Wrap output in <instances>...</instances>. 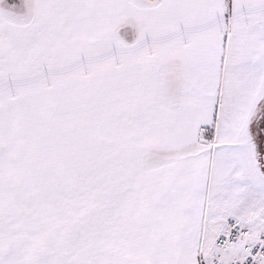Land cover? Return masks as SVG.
<instances>
[{
    "label": "snow or ice",
    "instance_id": "snow-or-ice-1",
    "mask_svg": "<svg viewBox=\"0 0 264 264\" xmlns=\"http://www.w3.org/2000/svg\"><path fill=\"white\" fill-rule=\"evenodd\" d=\"M0 264H264V0H0Z\"/></svg>",
    "mask_w": 264,
    "mask_h": 264
}]
</instances>
